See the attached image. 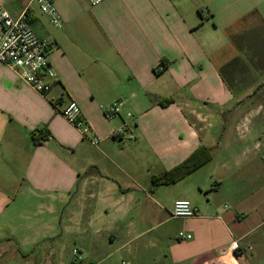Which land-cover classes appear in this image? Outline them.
Segmentation results:
<instances>
[{
  "label": "crops",
  "instance_id": "1",
  "mask_svg": "<svg viewBox=\"0 0 264 264\" xmlns=\"http://www.w3.org/2000/svg\"><path fill=\"white\" fill-rule=\"evenodd\" d=\"M2 1L56 45L59 81L41 96L0 66V264H264V0H54L61 27Z\"/></svg>",
  "mask_w": 264,
  "mask_h": 264
},
{
  "label": "built area",
  "instance_id": "2",
  "mask_svg": "<svg viewBox=\"0 0 264 264\" xmlns=\"http://www.w3.org/2000/svg\"><path fill=\"white\" fill-rule=\"evenodd\" d=\"M34 1L42 14L49 18L50 23L55 27H61V20L54 0H32ZM91 6L100 5L105 0H87ZM32 16L27 8L23 9L18 16L13 17L6 9L5 4L0 0V66L9 67L17 76L35 92L41 96L47 95L53 84L59 81V78L53 70L49 54L56 45L50 41L40 39L36 36L32 27ZM164 69L159 65L155 72L158 73ZM103 115L108 120L120 116L122 112V102L115 101L110 105L101 107ZM61 116L74 127L81 135V138L89 141L93 145L99 143V138L93 136L89 123L81 114L79 105L70 100L60 110ZM126 117L131 118L132 114L127 113ZM113 136L123 140L129 138L126 127L123 126L114 131ZM197 215V209L189 200H177L174 202L171 216L173 218L189 219ZM178 240H190L191 235L179 232ZM233 248L237 245L234 242ZM72 264H78L80 257L77 249L73 250ZM125 264V263H122Z\"/></svg>",
  "mask_w": 264,
  "mask_h": 264
},
{
  "label": "rangeland",
  "instance_id": "3",
  "mask_svg": "<svg viewBox=\"0 0 264 264\" xmlns=\"http://www.w3.org/2000/svg\"><path fill=\"white\" fill-rule=\"evenodd\" d=\"M260 56V58H258V61H256V62H260L259 64H257L258 66H261L262 68H263V72H264V53H261V55H259ZM166 227V226H165ZM165 227L164 226H162L161 228H158L155 232H153V234H152V237L153 238H155V236H157L158 234H159V232H163V230H165ZM74 250V249H73ZM161 250V248H156V249H153L152 251H151V253L153 254V255H157L158 254V252ZM74 258V257H73ZM120 261V259H118V256H114V257H111L109 260H108V262H114V263H117V262H119ZM72 263V261L70 262V263H68V264H71Z\"/></svg>",
  "mask_w": 264,
  "mask_h": 264
},
{
  "label": "trees",
  "instance_id": "4",
  "mask_svg": "<svg viewBox=\"0 0 264 264\" xmlns=\"http://www.w3.org/2000/svg\"><path fill=\"white\" fill-rule=\"evenodd\" d=\"M238 62V60H236V61H234L232 64H231V66L232 65H234V64H236ZM229 66V65H228ZM228 66L226 67V68H228ZM225 68V69H226ZM223 71H224V69L221 71V75H222V73H223ZM223 76V75H222ZM152 99H155L154 97H152ZM171 102V100L170 99H165V100H157V103H159L161 106H166V105H168L169 103ZM210 159V153H209V151H206V154H204L203 155V158L201 159V163L200 164H198L197 166H200L201 164H203L204 162H206L207 160H209ZM197 166H195L194 168H197ZM178 170H175V171H173V173L171 172L170 174H168L169 176L170 175H174V177L176 176L175 175V173L177 172ZM183 174H185V173H183ZM169 181H173V179H170ZM164 182V181H163ZM72 264V263H71Z\"/></svg>",
  "mask_w": 264,
  "mask_h": 264
}]
</instances>
